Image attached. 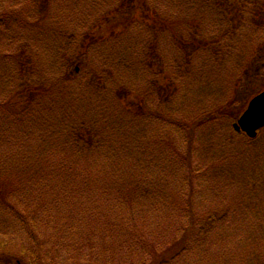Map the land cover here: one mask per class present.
<instances>
[{
    "label": "trees",
    "instance_id": "obj_1",
    "mask_svg": "<svg viewBox=\"0 0 264 264\" xmlns=\"http://www.w3.org/2000/svg\"><path fill=\"white\" fill-rule=\"evenodd\" d=\"M3 1L0 213L34 217L27 188L37 201L59 187L71 208L87 205L59 225L94 222L113 245L151 199L174 241L159 230L139 242L145 257L119 249L116 264H173L192 251L209 264H264V129L255 139L231 130L264 70V0ZM208 124L220 132L204 135ZM34 249L21 264H42Z\"/></svg>",
    "mask_w": 264,
    "mask_h": 264
},
{
    "label": "rangeland",
    "instance_id": "obj_2",
    "mask_svg": "<svg viewBox=\"0 0 264 264\" xmlns=\"http://www.w3.org/2000/svg\"><path fill=\"white\" fill-rule=\"evenodd\" d=\"M9 7L10 3L5 1L1 2L0 13L4 10H8ZM2 84L5 90L6 80H4ZM263 86L264 70H261V67H259L256 76L244 87V96L242 100H249L253 95L261 91ZM0 93H2V91H0ZM185 107L182 106V110ZM214 109L215 108L210 106L207 108V111L213 113ZM184 111L183 116L186 123H190L192 117H198L202 112L201 108ZM218 130L220 132V129H214L210 124L202 127V129L200 128V132L204 135H216L215 131ZM151 131H156V129L152 128ZM158 133L162 135V130H158ZM200 138L202 140V147L199 155L208 165H211L212 162L210 160L209 162L207 161V155L204 152V146L206 145L205 140H208V137L205 136L203 138V136L200 135ZM10 157L11 159H21L13 157L12 155H10ZM146 181L147 178L145 176H140L138 179V182H143L145 189L150 190V192L157 191L153 189V181H149L148 184L150 187H148ZM36 190H39L37 186L27 188V196L34 202L24 205V207L30 206L31 211L36 210L37 213L34 217L29 216L31 212L26 213L24 209L18 210V216H15L13 213H0V264H10V262L16 261L20 262V260L28 262V256L33 250L35 251L34 248L37 242L41 245V252L45 251L41 260L42 264H49L53 258H55L54 264H116L117 259L112 257L111 253L119 249V254L121 256L124 255L123 258L131 256V254L135 252V256L145 257L146 255L143 252L142 255H139V253H141L139 242L146 241L151 243L156 241L159 238V230V232H162V240H166L165 242L169 243L174 241L175 226H171L174 223L165 222V220L159 217L158 214L164 212H158L153 207L151 199L150 206L145 211V219H143V221L138 220L136 223L135 221H132L133 223L131 222L132 228L130 237L118 238V240H122L124 243L103 245L105 239H98L95 236L97 235L98 237V234H102L100 230H104L106 227L95 225L93 224L94 222H90L89 225L86 226V229H79L71 225H66V228H62L59 225V222H63V220L68 217L69 213H76L82 208L87 207V205L80 208H76L74 205V208H71L72 204L69 198L58 195L61 192L59 187L47 189V191L49 190L50 192L46 194V198L36 201ZM116 190H118V188ZM67 211H69L68 215ZM18 217H21L22 221ZM26 217L29 219L28 222L25 221ZM71 218H73L72 215L70 216V219ZM146 218L150 220L148 224ZM77 222L78 220L74 221V226L77 225ZM134 227L139 234L136 237L133 236L135 234L132 230ZM240 229L242 230V227ZM53 246H56L57 250L55 253L50 254L48 250ZM217 246H215L214 252H218L221 257L224 258L230 253L229 251L220 249L221 246ZM103 247L106 251L102 249ZM100 249H102V251L99 252ZM209 251L212 252V249ZM188 254L187 256L179 257L173 264H209L208 260L201 258L198 251H192V253ZM71 255H73V257ZM32 259L31 262L35 263L36 259L34 257ZM222 264H229V261L222 262Z\"/></svg>",
    "mask_w": 264,
    "mask_h": 264
},
{
    "label": "water",
    "instance_id": "obj_3",
    "mask_svg": "<svg viewBox=\"0 0 264 264\" xmlns=\"http://www.w3.org/2000/svg\"><path fill=\"white\" fill-rule=\"evenodd\" d=\"M264 127V92L255 97L242 114L237 124L236 131H243L247 136L253 138L256 131Z\"/></svg>",
    "mask_w": 264,
    "mask_h": 264
}]
</instances>
